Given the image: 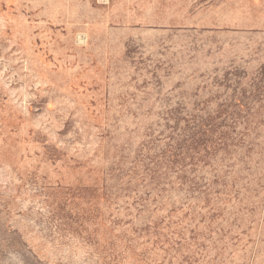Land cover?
Returning a JSON list of instances; mask_svg holds the SVG:
<instances>
[{"label": "rangeland", "instance_id": "obj_1", "mask_svg": "<svg viewBox=\"0 0 264 264\" xmlns=\"http://www.w3.org/2000/svg\"><path fill=\"white\" fill-rule=\"evenodd\" d=\"M0 264H264V0H0Z\"/></svg>", "mask_w": 264, "mask_h": 264}]
</instances>
